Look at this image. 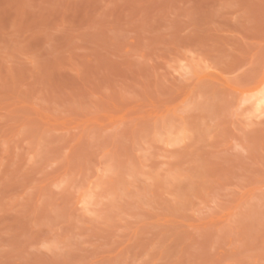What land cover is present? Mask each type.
Here are the masks:
<instances>
[{"label": "rangeland", "instance_id": "obj_1", "mask_svg": "<svg viewBox=\"0 0 264 264\" xmlns=\"http://www.w3.org/2000/svg\"><path fill=\"white\" fill-rule=\"evenodd\" d=\"M0 0V264H264V0Z\"/></svg>", "mask_w": 264, "mask_h": 264}, {"label": "crops", "instance_id": "obj_2", "mask_svg": "<svg viewBox=\"0 0 264 264\" xmlns=\"http://www.w3.org/2000/svg\"><path fill=\"white\" fill-rule=\"evenodd\" d=\"M225 5H229V8L232 10L226 11L224 14L226 16H233V0H221Z\"/></svg>", "mask_w": 264, "mask_h": 264}]
</instances>
